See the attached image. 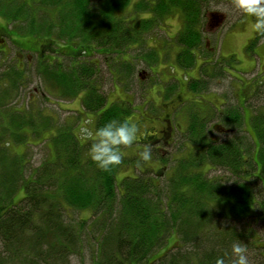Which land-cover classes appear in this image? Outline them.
Masks as SVG:
<instances>
[{
	"label": "trees",
	"instance_id": "16d2710c",
	"mask_svg": "<svg viewBox=\"0 0 264 264\" xmlns=\"http://www.w3.org/2000/svg\"><path fill=\"white\" fill-rule=\"evenodd\" d=\"M209 1L142 0L136 10L149 17L134 24L123 13L128 0H0V16L7 22L0 28V46L11 41L25 61L23 68L11 64L0 71V241L6 247L0 264H65L84 228L102 233L97 264H216L218 258L231 264L237 241L264 256V246L257 244L260 233L251 224L264 222V107L247 114L250 130L236 108L211 130L205 119L191 115L184 137L195 153L179 161L165 191L148 175H128L118 183L125 157L111 171H101L88 157L94 137L82 141L72 120L60 122L44 108L21 111L13 104L18 97L23 101L27 84L38 75L52 90L43 91L48 96H79L82 110L95 114V130L111 119H128L131 105L109 103V94L101 91L95 54L103 55L112 78L125 85L134 67L127 59L119 62V54L146 44L145 33L160 23L155 19L179 8L183 23L176 39L186 49H180L177 61L182 64L180 56L186 54L190 61L183 65L191 68L195 56L189 51L203 43ZM38 38L47 41L38 44ZM58 41L82 48L57 49ZM216 132L219 138L213 137ZM30 138L42 139L50 153L27 174L26 154L13 145H33ZM214 169L227 176H210ZM20 189L25 195L18 200ZM72 209L92 214L75 225L66 220ZM174 233L178 244L154 255ZM190 243L195 247L184 249ZM53 256L60 260L54 263ZM254 259L249 264H264Z\"/></svg>",
	"mask_w": 264,
	"mask_h": 264
},
{
	"label": "rangeland",
	"instance_id": "374dc122",
	"mask_svg": "<svg viewBox=\"0 0 264 264\" xmlns=\"http://www.w3.org/2000/svg\"><path fill=\"white\" fill-rule=\"evenodd\" d=\"M141 1L128 0L125 5V11H123L128 16L127 20L130 21L132 19L134 24L141 18L149 17L147 12H142L145 10L139 8V10H136L137 5ZM205 4L206 11L203 27L205 36L200 46L201 50L194 48L189 51L195 56V63L191 68L183 65L188 60L190 61L186 54L180 56L182 64L177 61V54L180 49L182 51L186 49L176 39L183 23L182 12L179 8L173 9L171 13L166 14L161 20L158 17L155 19V21L159 20L160 23L157 28H151L149 32L145 33L146 44L141 43L136 45L135 48L129 49L127 53L119 54L121 57L119 62L129 61L128 63H131L134 67V72L130 74L131 77L129 79L125 77V85L124 82H119L118 78H112L103 55L95 54L93 58L101 64V91L109 94V103L116 101L121 104L129 103L131 105L128 120L136 124L139 130V138L150 127L159 126L157 123L160 121L159 112L161 107L159 106L161 102L168 101L176 90L183 95L181 109L174 114L176 125L175 139L168 154L162 156L150 144H146L151 148L152 159L146 163L142 162L141 166L137 167V154L143 150L142 143L136 142L127 148H123L122 154L127 161L117 171L118 183H121L128 175L134 177L139 174L145 177L148 175L154 177L156 183L164 186L166 191L169 187L167 180L171 177V173L179 164V161L181 163L188 156L193 157L195 153V148L191 143L188 147L185 146L186 138L184 137L192 116H200V118L205 119L206 126L211 130L220 124L218 121H220L221 116L231 111V108H236L240 114L242 113L245 116L244 128L250 130L249 120L247 121L246 119L247 114L250 116L256 108L264 107V35H260L258 40H255L257 34L250 32L249 29L251 19L247 18L241 10L236 9L232 5L231 0H210ZM214 11L222 13L223 21H220V25L217 27L212 28L209 26L210 13ZM4 27H7V22L0 16V28ZM18 35L25 36L20 33ZM37 40L38 44L41 41L44 42V39L40 40L38 38ZM56 48L75 51L82 48V46L79 44L76 47L70 42L58 41ZM1 49L3 51H0L2 53L0 55V71H3V67L7 68L11 64L15 68L17 65L20 68L25 66L24 53L19 52L18 55L17 47L11 41L8 40L7 44ZM16 58L19 60L16 61ZM121 66L123 67L124 64H121ZM35 76L36 78L31 79L27 84V90H24L23 101L18 97L13 103L17 105L18 108L16 109L22 111L23 109L21 108H26L25 110L44 108L45 113L53 114L57 120L59 117L60 122L72 120L76 125L75 131L80 135L82 141L94 136L95 117L92 116H95V114L76 110L81 109L80 104L76 100V102H71L60 95L48 96L43 91L52 90L44 87L43 78L38 75ZM181 84L185 86H180ZM44 98L50 102L45 101ZM33 117L35 118L36 115L34 114ZM220 127V130L224 131L223 127ZM54 130V128L46 130L44 132L45 136H49ZM213 137L219 138L220 136L216 132ZM29 140L34 144L28 146L22 143L13 145L16 152L21 154L25 152L26 154L25 160L29 162L26 170L27 174L33 168L38 167L50 153V149L41 142L42 139L30 138ZM208 172L210 176H223L226 174L224 171L217 169ZM120 192L118 191L119 195ZM24 195L25 191L23 192V189H20L16 194V199L19 200ZM91 214V210L72 209L68 211L66 220L78 225V221H86ZM251 224L253 230L260 233V236L258 234L257 237V244L264 246V222L258 221ZM82 236L79 247H74L70 251L68 258L64 261L66 262L65 264L98 263L97 252L99 247H97V239L101 238L102 233L96 229L93 231L84 228ZM177 244V234L174 233L169 236L168 241L154 255H162L168 248ZM192 247H195V245L190 243L184 249L191 250ZM5 248L2 247L0 241V254H4ZM57 249L58 247H53L54 252ZM247 250L248 258L255 257L254 260L256 261L264 259L261 253L256 256L257 252L254 247ZM55 257L53 256V259H55L54 263L60 260V258ZM106 257L107 255L103 254L101 260L105 261ZM40 262L48 264L52 260H40ZM58 262L56 264H59Z\"/></svg>",
	"mask_w": 264,
	"mask_h": 264
},
{
	"label": "clouds",
	"instance_id": "9594fccd",
	"mask_svg": "<svg viewBox=\"0 0 264 264\" xmlns=\"http://www.w3.org/2000/svg\"><path fill=\"white\" fill-rule=\"evenodd\" d=\"M232 5L241 10L251 19L250 32L264 35V0H231ZM136 124L128 119L123 121L111 119L94 132L88 149V157L101 171H111L123 160L122 149L133 145L139 140ZM91 136V134H90ZM152 159L150 146H145L137 154L136 166ZM247 248L242 242H234L231 246V264H249ZM227 255V254H226ZM216 264H225L223 258H218Z\"/></svg>",
	"mask_w": 264,
	"mask_h": 264
},
{
	"label": "flooded vegetation",
	"instance_id": "af4514ba",
	"mask_svg": "<svg viewBox=\"0 0 264 264\" xmlns=\"http://www.w3.org/2000/svg\"><path fill=\"white\" fill-rule=\"evenodd\" d=\"M210 14L211 16H210L209 26L213 28L220 25V21L223 19L222 13L220 14L217 11H214L213 13ZM46 41L44 40V42L42 43H45ZM0 48H2V46H0ZM39 52H41V48ZM180 86H185V85L181 84ZM181 93H183V91H181ZM75 100L79 102L81 105V98L79 96L70 98V101L72 102H74ZM182 100H183V95L180 94V91L177 92L176 90V92L172 94V96L168 101L161 102L159 106L161 107V111L159 112L160 121L157 123L159 126L150 127V129H147L141 135L138 141H140L142 144L145 143L150 144L153 148H155L158 152H160L162 156L168 154V151L173 146L175 139L176 125L174 121V114L179 109H181ZM168 120L170 121V124H168L167 122ZM144 147L142 149H144Z\"/></svg>",
	"mask_w": 264,
	"mask_h": 264
}]
</instances>
